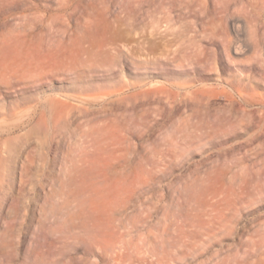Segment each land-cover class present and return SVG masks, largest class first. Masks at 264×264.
Here are the masks:
<instances>
[{
  "label": "rangeland",
  "instance_id": "1",
  "mask_svg": "<svg viewBox=\"0 0 264 264\" xmlns=\"http://www.w3.org/2000/svg\"><path fill=\"white\" fill-rule=\"evenodd\" d=\"M8 42L0 264H264V0H0Z\"/></svg>",
  "mask_w": 264,
  "mask_h": 264
},
{
  "label": "bare ground",
  "instance_id": "2",
  "mask_svg": "<svg viewBox=\"0 0 264 264\" xmlns=\"http://www.w3.org/2000/svg\"><path fill=\"white\" fill-rule=\"evenodd\" d=\"M9 39L13 35H8ZM31 53H22L18 57L11 58L10 56V43L4 45L0 48V86L5 84H10L17 77L31 76L32 70L36 69L34 63H39V60L33 62L30 58ZM10 95V91H6ZM38 104L41 106L43 104L42 97L38 99ZM22 111H29V107H25L19 113L12 111L8 108H2L0 106V136L10 135L15 129L21 127L22 125H31L33 122L32 116L22 113ZM44 110H41V115H43ZM16 117H20L19 121ZM41 120V119H40ZM13 121V122H12Z\"/></svg>",
  "mask_w": 264,
  "mask_h": 264
}]
</instances>
